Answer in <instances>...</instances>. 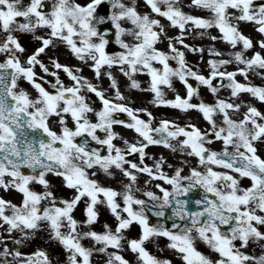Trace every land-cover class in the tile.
Segmentation results:
<instances>
[{
    "label": "snow or ice",
    "instance_id": "1",
    "mask_svg": "<svg viewBox=\"0 0 264 264\" xmlns=\"http://www.w3.org/2000/svg\"><path fill=\"white\" fill-rule=\"evenodd\" d=\"M145 2L151 13L166 18L171 26L178 27L177 36H167L159 19L148 12H138L135 0H132L131 5L122 0H110L112 10L107 16L94 15L101 0H90L86 5H81L76 0H53L50 6H45L44 0H29L26 5L21 0H0V31L5 33L0 40V53L5 54V59L0 62V187H13L22 193L20 204L0 197V225H6L8 233L19 231L23 239H17L15 243L22 244L23 240L29 239L41 227L42 221L47 222L51 238L58 240L68 254L66 264H92L93 251L104 253L109 247L117 250L108 253L105 264H129L119 249L125 240L122 230L127 229L132 222H138L141 233L138 238L127 240V244L137 254L139 264H171L170 260L151 255L143 246L145 240L158 235L169 238V247L181 255L185 264H248V261L264 264V254L251 256L241 250L250 240L264 239V231L257 227L264 225V158L257 154L254 144L258 139H264V113L249 104L242 118L233 119L229 110H239L241 104L229 99L217 97L212 104L190 103V98L198 93L187 79L194 78L199 84L207 86L214 95L219 87H227L231 97L247 91L264 102V87L236 80L237 74L244 76L247 81L250 71L264 69V56L259 51L250 57L244 55L245 50L252 48L253 41L238 27L240 21L252 22L257 26L256 30L264 34V2L255 4L253 0H190L191 6L208 10L211 13L208 18L184 12L178 0ZM229 8L235 11L230 13ZM17 18H23V22ZM122 20L129 21L132 27H123ZM105 21H110L114 26L115 43L120 46V51H106L109 42L106 33L109 29L100 31L97 27ZM213 25L222 34L221 39L234 50L229 53L231 59L209 58L207 63L210 71L208 75H204L186 62L184 51L177 48L176 44L194 52L203 51L186 44L183 37L191 27L207 29ZM38 26L49 27L50 33L46 38L38 37L42 40L41 46L21 61L17 53H22L24 48L13 33L34 31ZM125 34L131 36V41L122 38ZM53 37L65 41L80 60H91L90 67L95 71L97 79L102 65L109 68L118 65L120 71L130 78L133 73L147 72L151 78V91L155 94L153 103L171 105L182 110L195 108L202 113L210 127L201 131L195 124L180 126L174 121L161 119L153 128V117L147 109H133L124 103H114L112 98L105 95L104 89L79 75V68H70L50 57L49 62L53 67L63 69L73 82L65 85L57 72H50L48 66L38 58ZM162 37L168 40L167 52L155 47ZM210 38L215 40L217 37ZM257 43L264 49V39ZM237 44L241 45L238 50ZM208 51L210 57L222 56L219 50L209 48ZM169 60H175L176 66H171ZM233 61L237 64L233 70L223 69L222 66ZM154 63H159L161 67H155ZM37 65L44 73L54 77V81L47 82L50 90L40 82L43 78L38 77L34 70ZM104 75L111 81L114 96L123 99L112 73L107 71ZM261 75L264 76V73ZM172 77L185 84L187 96L182 98L177 94L174 99L162 98L159 85L171 87ZM21 78L36 90L34 98L26 89L19 87L18 80ZM216 78L220 82L214 85ZM225 80L227 84L223 83ZM131 85L137 87L138 82L132 79ZM88 91L99 98L101 108L91 106L82 94ZM117 111L126 112L131 123L115 120L113 113ZM141 112L147 114V120L138 115ZM89 113L94 114L95 120L89 119ZM217 113L221 116V123L213 118ZM50 115L58 117L59 132L49 127ZM68 115L74 127L67 126ZM115 123L134 129L142 139L135 142L124 139L126 148L122 149L113 143V138L119 135L112 129ZM97 130L103 132L104 136H98ZM40 131L45 134L44 137L38 136ZM180 135L184 137L179 141L181 151L189 148V154H194L198 162L205 166L204 172L192 168L191 175L183 177L180 175V168H176L175 173L168 176L160 171L162 157L153 166L142 167L125 159L127 153L136 152L143 158L146 144L172 147L170 140ZM77 137L81 139L77 140ZM85 137L105 146L106 153L101 154L99 148H89ZM216 139L223 142L221 152L206 148V144ZM229 146L232 151L228 150ZM125 163L129 167L125 168ZM209 164L222 166L228 171H215ZM94 167L108 176L113 175L110 169L115 167L129 178V183L123 185L122 192L104 186L90 178L95 173H89L88 170ZM25 168L32 171L25 173L22 171ZM233 171L238 177L249 178L250 184L242 187L238 177L231 174ZM48 172L60 175L67 187L75 189L70 199L58 200L49 190L50 184L46 179ZM136 172L147 173L152 178L163 179L172 185L171 192L161 188L162 197H157L152 191L145 192L150 199L161 201L159 205L152 206L156 209L154 214L157 217L164 216L165 206H172L169 219L174 222L170 228L162 223L149 225L145 214L148 205L133 194ZM5 176L9 179L5 180ZM181 180H187L188 183L181 184ZM32 181L43 185L45 190L37 192L31 189L29 184ZM197 184L203 186L213 198L205 195L202 200L196 201L198 205L204 206L196 211H189L185 207L187 202L178 196ZM85 196L88 198L85 206L86 219L82 223L90 225L94 222L98 215L95 205L98 202L106 203L117 219L114 231L107 224L104 225L103 232L78 230L81 222L74 218L72 211ZM117 196L122 198V206L117 203ZM43 200L48 203L41 205ZM133 205L138 207L134 209ZM121 212L126 216H122ZM181 220L185 222L181 224ZM222 226H228L227 230H222ZM84 238L93 240L100 247L84 246L81 243ZM2 239L5 237H0ZM197 239L218 253V258L213 259L197 250L194 244ZM237 240L239 245L235 243ZM8 256L12 257L11 261L6 258ZM0 257H4L0 259V264H51L48 254L42 249L24 254L18 249L10 250L7 244L2 246Z\"/></svg>",
    "mask_w": 264,
    "mask_h": 264
},
{
    "label": "rangeland",
    "instance_id": "2",
    "mask_svg": "<svg viewBox=\"0 0 264 264\" xmlns=\"http://www.w3.org/2000/svg\"><path fill=\"white\" fill-rule=\"evenodd\" d=\"M50 6L53 0H44ZM22 4L26 5L29 0H21ZM77 3L81 5H86L90 2V0H76ZM123 3L131 5L132 0H122ZM255 4H259L264 2V0H253ZM179 6L182 10L186 13L197 15L202 18H208L211 16V13L202 8H197L195 6H191L190 0H178ZM135 6L138 12L145 13L148 12L151 16L159 19L161 24L164 25L165 31L167 36L175 37L179 33L178 27L171 26L170 22L159 15L151 13L150 7L146 4L145 0H135ZM103 8V9H101ZM110 0H101V3L97 6L96 12L94 15L100 16L105 15L107 16L108 13L111 11ZM235 10L229 8L228 12L232 13ZM19 21L23 22V18H17ZM231 19V18H230ZM121 24L123 27H132L131 23L127 20H122ZM98 30L103 31L104 29H109L106 33V38L108 39V44L106 48H110L109 53L120 51V46L115 43L114 38V26L111 24L110 21H105L98 26ZM238 27L240 31L244 34L248 35L252 41L253 46L252 48L245 50L244 55L246 57H250L254 52L259 51L262 56H264V49L259 47L257 41L264 39V34L257 31V26L252 22L240 21L238 22ZM50 33V28L47 26H38L34 31H15L13 34L18 38V41L24 48L22 53L18 52L17 55L20 57L21 61H23L30 53H32L35 48L41 46L42 40L38 37H48ZM201 33V34H198ZM110 34V37H108ZM221 33L219 29L213 25L207 29H203L200 27H191L187 30V34L183 37L185 43L191 45L193 47H198L203 49V51H191L188 48L183 47L182 45L176 44L177 48H181L185 53V60L186 62L193 67L194 70H198L200 73L204 75H208L210 71V67L207 63L209 58L212 59H231L229 53L232 52L234 49L231 45L221 39ZM5 36L3 31H0V40H2ZM215 36L217 37L215 40L211 39L210 37ZM126 41H131V36L125 34L123 37ZM74 39H76L74 37ZM77 43H79L77 39ZM168 40L166 38H161L155 45L160 50L165 52L169 51L168 47ZM209 48H213L219 50L222 53L221 57L211 56L209 54ZM241 45H236V50L240 49ZM55 58L59 63L66 64L70 68H79L80 72L79 75L88 78L94 84H97L102 89L105 90V95L113 99L114 103H124L133 109L136 108H144L147 109L148 112H151L153 119L151 120V127H156L161 119H168L170 121H174L175 124L180 126H187L189 124H195L201 131H206L210 125L203 117L202 113L195 109L189 108L186 110H182L175 106L171 105H163V104H155L153 103L154 100V93L151 91V78L147 74V72H136L133 73L131 78L126 76L124 73L120 71V66L113 65L110 68L107 65L101 66V74L97 79L95 75V71L90 67L92 61L80 60L70 49L65 41L60 38L53 37L52 42L45 46V50L39 54L38 58L48 66L49 71H56L57 74L60 75L64 74V79H61L65 85H71L73 82L67 76V74L63 71V69H55L53 65L49 62V58ZM5 59V54L0 53V62ZM171 66H176L175 60H169ZM155 67H161L159 63H154ZM237 66L236 62L233 61L230 64L222 66L223 69L226 70H233ZM243 66V65H241ZM35 72L38 74V77H42L43 79L40 81L46 88L50 90V85L47 83L48 81H54V77L50 74L44 73L39 66H35ZM110 71L113 77L117 81V86L122 93L123 99L116 98L114 96V89L111 86V81L109 78L104 75V72ZM264 73V69L257 68L255 71H250L248 74L247 81H245L244 76L237 74L236 80L239 82H250L256 86L264 87V76L261 75ZM134 79L138 82L137 87H133L131 85V80ZM189 83L193 85L197 89V95H193L190 98V103L196 104L200 102L212 104L215 102L217 97L229 99L234 103L241 104L239 110L233 111L229 110V114L233 119H240L242 118L243 113L246 110V106L251 104L255 106L261 113H264V102L260 101L258 98L254 97L251 93L247 91H241L237 94V97L230 96V89L227 87H219L217 93L214 95L210 92L207 86L199 84L194 78L187 77ZM219 78H216L218 80ZM214 80V85L216 84ZM223 83L227 84V81H223ZM18 85L21 88L26 89L29 94L34 98L37 95L36 90L33 86L27 82L25 79H19ZM162 90V98L164 99H174L177 94H179L182 98L187 96L186 86L183 82H181L178 78L172 77L171 78V87L167 85H159ZM86 96L88 102L91 106L95 109L101 108V101L99 100L96 95L90 91L82 93ZM142 119L147 120L148 116L146 113L141 112L138 113ZM144 116V117H143ZM113 118L115 120H123L126 123H131V118L128 117L126 112L117 111L113 113ZM217 123H221V116L220 114H215L213 117ZM89 119L95 120V116L92 113H89ZM48 124L49 127L53 130L59 132L60 131V123L58 117L56 115H50L48 117ZM66 124L68 127H74L73 121L70 115L66 116ZM251 128V125H249ZM113 131L118 133L117 137L113 138V143L120 146L122 149H125L126 146L124 144V139H127L129 142H135L137 140H141L142 138L135 132L134 129L127 127L125 124L115 123L112 125ZM97 135L103 137L104 133L97 130ZM211 135V133H209ZM184 139L182 135L177 136L175 139L170 140L172 147H166L161 144H146L144 149L145 156L143 158L140 157L139 153H127L125 159L131 160L134 163H137L139 166L149 165L153 166L157 160H160L161 157L163 158L161 162V169L160 171L164 172L168 176H172L175 173L176 168H180V175L183 177H188L191 175V169L197 168L199 171L204 172L205 166L201 165L198 162V158L193 154L190 155V149L185 148L181 151L179 147V141ZM257 154L264 158V139H258L254 142ZM206 148L211 149L213 151L221 152L224 148L222 140L216 139L213 140L211 143L206 144ZM229 151H232L231 146H229ZM125 168L129 167L127 163L123 165ZM212 167L215 171H228L224 169L222 166L219 165H208ZM89 173H95L94 176L90 178L96 179L99 183L104 186H110L116 189L118 192L123 191V185L129 183V178L125 177L121 170L112 167L110 171L113 175L108 176L99 168H92L88 170ZM233 176H237L238 174L234 171L231 173ZM136 182L134 184V195L142 199L148 205V208L145 210V214L148 217V220L152 218L156 224H164L165 221L162 217H157L155 213V208L153 205H159L161 203L160 200H152L145 195L146 191H152L156 194L157 197H162L163 192L161 188H166L171 192L172 185L167 181L160 179V178H152L147 173L143 172H136ZM5 180H8L9 177L5 176ZM46 179L49 181L50 189L55 197L59 200L63 199H70L75 192V189L67 187L64 183L63 177L60 175L54 174L53 172L46 173ZM239 183L242 187H246L250 184V179L246 177H238ZM147 181V183H145ZM182 181L186 180H181ZM157 185H160L158 188ZM29 187L37 192L44 191V186L32 181L29 184ZM192 192L193 189L190 188ZM190 192V193H191ZM0 197L4 198L5 200H10L13 203L20 204L22 200V193L16 190L13 187H9L4 189L0 187ZM189 194L186 195L185 192L179 193L178 198L187 200L189 198ZM87 197H82L81 200L77 203V205L73 208L72 215L74 218L81 223L78 225L79 231H87V230H95L97 232H103L105 230L104 225L107 224L113 231L115 230V225L117 223V219L115 215L110 211L106 203H97L95 205V210L97 211L98 215L94 222L90 225H84L82 222L86 219L85 214V206L87 202ZM101 199L103 197L101 196ZM116 201L118 204L122 206V198L117 196ZM47 200L41 201V205L47 204ZM137 205H133V208H137ZM167 207V206H165ZM164 213L167 217L168 223L171 224L174 222L172 219H169L171 216V210L165 209ZM150 211L149 215L148 212ZM170 212V213H169ZM258 214H262L259 213ZM122 216H126L125 213L121 212ZM180 223L182 224L183 221L181 220ZM42 225V223H41ZM152 225V226H155ZM257 227L264 231V225H257ZM48 229L46 228H39L35 230L33 235L27 239L23 240L22 244H16L15 241L17 239H23L21 237L20 232L17 230H13L12 233H8L6 231V225H0V237H5V239L0 240V248L4 244L9 245L10 249H18L21 253L24 254H31L32 252L36 251L37 249L44 250L50 260L51 264H66L67 262V253L65 252L63 246L59 243V241L51 238V234H48ZM125 240L122 241V247L119 249L121 255H123L128 261L129 264H139L137 254L130 250L127 244V240L138 238L141 233V226L138 222H132L127 229L122 230ZM17 232V233H16ZM7 237H11L8 239ZM163 235H158L154 237H150L143 242V246L147 249V251L155 256L158 259H167L171 261V264H185L182 260L181 255L173 248L169 247L170 240L169 238L166 239L163 243H156L155 240H161ZM81 243L86 247L91 248H99L100 245L96 244L93 240L89 238L82 239ZM237 245H239V240L235 241ZM195 247L197 250L202 252L203 254L216 259L218 258V253L213 251L209 248V246L204 243L202 240L197 239L194 242ZM112 247L107 249V252L100 253L97 251H93L91 255V262L92 264H105V261L108 259V253L112 251H116ZM243 252L248 253L251 256H260L264 254V239L262 240H250L249 243L241 249ZM0 259H3L0 257ZM248 264H254L253 261H248Z\"/></svg>",
    "mask_w": 264,
    "mask_h": 264
},
{
    "label": "water",
    "instance_id": "3",
    "mask_svg": "<svg viewBox=\"0 0 264 264\" xmlns=\"http://www.w3.org/2000/svg\"><path fill=\"white\" fill-rule=\"evenodd\" d=\"M220 82V81H219ZM218 82V83H219ZM38 136L39 137H44L45 136V134L42 132V131H40V132H38ZM85 138H87V140L89 141L90 139H88V137H85ZM94 143V142H93ZM88 147L89 148H98L96 145H93V144H88ZM101 152V151H100ZM102 153V152H101ZM22 171H24L25 173H30L32 170L31 169H27V168H25V169H22ZM197 187H199L198 185H196ZM209 194V193H208ZM209 196H211V198H213L212 197V194H209ZM204 205H202V207H203ZM199 208H201V207H199ZM151 223H153V222H151ZM227 227L228 226H222V230H227Z\"/></svg>",
    "mask_w": 264,
    "mask_h": 264
}]
</instances>
